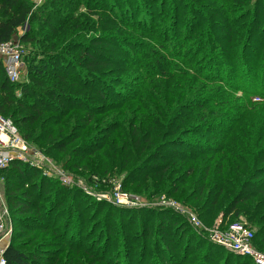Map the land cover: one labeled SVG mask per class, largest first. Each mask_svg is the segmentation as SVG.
<instances>
[{
    "label": "trees",
    "instance_id": "16d2710c",
    "mask_svg": "<svg viewBox=\"0 0 264 264\" xmlns=\"http://www.w3.org/2000/svg\"><path fill=\"white\" fill-rule=\"evenodd\" d=\"M158 2L164 8L162 0H44L33 10L30 0H0V44L26 20L30 26L20 38L29 48L27 81L9 83L0 62V114L64 170L100 179L122 176L123 191L145 200L165 195L190 207L207 226L214 214H223L222 224L244 217L258 228L253 245L264 254V101H252L264 99V84L254 92V74L243 68L233 73L223 67V74L214 76L217 72L197 65L193 55L172 63L181 55L165 45L169 37L150 19L131 13L133 8L142 14ZM253 8L251 15H264V0H254ZM166 17V24L176 25L174 17ZM238 33L217 39L212 25L198 21L182 33L190 45L176 43L175 48L181 53L189 48V54L206 60L218 51L217 57L230 61L237 55ZM237 78L240 87L233 83ZM238 92L243 97L237 98ZM1 172L13 178L6 193L14 225L2 254L6 264L84 262L89 251L83 231L70 241L71 216L60 224L56 215H66L60 208L70 194L60 196L54 188L48 193L50 182L41 172L17 161ZM150 214L156 216L154 229L149 216L141 217V240L146 244L153 237L160 251L152 261L130 264H198L219 247L205 237L199 241L171 210L145 213ZM173 227L180 235L176 260L168 248ZM100 230L108 236L111 226ZM33 233L51 234L61 246L53 242L58 248L41 256L23 251L29 243L15 242ZM228 255L225 264L227 257L235 258L234 264H254Z\"/></svg>",
    "mask_w": 264,
    "mask_h": 264
},
{
    "label": "rangeland",
    "instance_id": "374dc122",
    "mask_svg": "<svg viewBox=\"0 0 264 264\" xmlns=\"http://www.w3.org/2000/svg\"><path fill=\"white\" fill-rule=\"evenodd\" d=\"M30 2L32 3L31 0ZM241 2H245V4H243L244 6L239 3V0H162L161 4L164 3V8H161L158 2L150 8L145 9L142 14L136 13L133 11V8H131V13L135 15L136 19H142L143 21L150 19L153 21L154 29L164 32V37H169L165 45L168 46L169 49L173 47L175 51L181 55L178 58H174L172 63H180V61L186 60L188 57L191 58L193 55L192 58L197 60V65L200 66L205 63V65L212 67V69L217 72H212L214 76L219 74L222 75L224 72L223 67L226 71L231 72L243 68L246 69L248 73L254 74V81H256V83L250 82V85L253 84V87L256 86L253 90L254 92H259L257 88L258 85L264 84V15H251V11L254 9V0H241ZM257 11L259 12V10ZM260 12L262 13V10H260ZM125 15H128V13L126 12ZM166 15H171L175 18L174 21H177L175 26H171L169 23L166 24ZM198 21H205L207 25H212V35L216 36L217 39L222 38L227 40L230 39L232 32H239V44L236 48L237 55H234L233 60L229 61L225 58H221V56L217 57L218 51L214 53V56H216L215 58L206 60L201 54H192L193 52L189 54V48L184 50L183 53H181L178 48H175L176 43L190 45L186 42V39H183L185 36L183 37L182 33L184 32L187 34L191 26H194L195 23L197 25ZM229 25H231L230 28ZM204 27L205 25L203 24L200 30L197 29L193 34L195 36L200 35ZM261 33L262 38L260 36ZM205 46V43L201 44L202 48ZM199 47L198 45L195 49L199 50ZM24 48L26 55H29V48H26L25 45ZM223 51L225 53L227 49L224 48ZM233 83L239 87L242 86L238 78L235 79ZM236 97H243V95L238 92ZM252 101L254 103H259L264 101V99H257L254 97ZM31 147L35 148L33 145H31ZM36 151L41 154L40 162L36 170L40 171L42 177L50 182L47 188L48 193H51L50 189L54 188L59 192L60 196L64 192L70 194L60 208L66 215L56 214L59 217V223H63L66 217L71 216L69 226L70 232L68 234L70 235V241L79 237L78 232L80 229L83 231L81 239H83V243L86 244L89 255L84 257V262L71 261L72 264H130L129 262L134 263L136 261L139 262V260H141V262L152 261L155 251H160L158 243L155 242L154 244L153 237L151 238V236L147 242H145L146 244L141 240V235L144 230L143 218L149 216L151 218V228L154 229L155 226L154 222L156 216L152 214L145 215L148 211L153 212L168 209L171 210L175 216L178 215V220H183V222H185L184 216L189 212V214L191 213L198 218L207 228L212 227L218 220L222 222L223 214H214L211 216L212 219H209L211 217L207 218V220L211 222V224L207 226L204 223L205 219L202 220V217L195 211H192L190 207L176 202L174 199L168 198L165 195L145 200L140 195L123 191L121 189L122 176H111V178L100 179L94 176L89 177V174L84 171L72 172L64 170L41 151L38 149H36ZM12 181L13 178L10 175L0 171V211L9 210L6 201V193L10 191ZM172 205L179 206L183 213H176L173 208H171ZM69 213L70 215H68ZM10 215L9 213V217ZM53 217H55V214H52L51 220ZM239 219L246 220L244 217H239L238 220ZM103 223L107 224V226H111L108 236L105 234V231L100 232V229L105 226V224L102 226ZM119 226L121 229L117 230ZM249 227L255 234L258 228L252 225H249ZM176 229V227L171 228L168 237V239L172 241L171 246H168V248L171 252L170 254L174 255L175 260L179 259V254H177L178 256L175 255L176 250L177 252L180 251V249H178L180 235L179 232H176ZM114 230L118 233L114 232ZM194 235L197 239L199 238V241L205 237L203 232H195ZM1 236L2 235H0V241ZM196 238L192 239L195 243ZM11 241V236L5 237L0 244V248L5 247V245L7 246ZM53 242L61 246V243H58L57 239L51 234L33 233L29 238L22 239L15 243H29L25 244L26 246H23L22 250L31 252L35 256H41V254L58 248L57 246H51ZM107 244H109V248L105 251L104 249ZM162 245V247L167 248L166 244ZM140 247H142V249H140ZM200 248L204 249V247ZM226 253L232 254L227 251H222L219 247H213V251H209L207 256L201 259L198 264H225L224 259ZM211 257H213V262L210 261ZM128 258L132 261L127 260ZM226 259H228L226 264H234L236 261V259L232 257H227ZM159 261H162L161 258H159ZM163 264L166 263L163 262Z\"/></svg>",
    "mask_w": 264,
    "mask_h": 264
},
{
    "label": "built area",
    "instance_id": "2783aa9c",
    "mask_svg": "<svg viewBox=\"0 0 264 264\" xmlns=\"http://www.w3.org/2000/svg\"><path fill=\"white\" fill-rule=\"evenodd\" d=\"M33 10L37 9L44 0H31ZM30 26L28 20L16 29L12 39L0 44V62L9 83L24 84L26 79L24 57L26 51L20 38L28 32ZM41 154L32 148L19 134L9 118L0 114V171L7 168L12 162L17 161L32 167H38ZM176 213H183L179 206L172 205ZM185 222L195 232H203L205 238L212 244L221 247L224 251L235 256L248 258L254 264H264V254L253 245L254 233L245 220L239 219L233 223L222 224L220 220L212 227H205L191 213L184 216ZM14 225L9 217L8 210L0 211V235L1 241L10 237ZM0 249V264H6Z\"/></svg>",
    "mask_w": 264,
    "mask_h": 264
},
{
    "label": "crops",
    "instance_id": "0c3cea01",
    "mask_svg": "<svg viewBox=\"0 0 264 264\" xmlns=\"http://www.w3.org/2000/svg\"><path fill=\"white\" fill-rule=\"evenodd\" d=\"M2 243V241H0V244ZM5 247H6V245H5ZM5 247H1L0 249H4Z\"/></svg>",
    "mask_w": 264,
    "mask_h": 264
}]
</instances>
